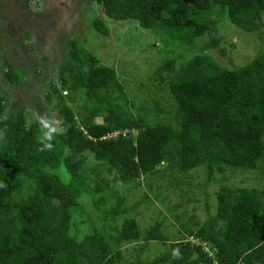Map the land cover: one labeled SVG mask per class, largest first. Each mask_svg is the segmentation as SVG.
I'll list each match as a JSON object with an SVG mask.
<instances>
[{
    "label": "trees",
    "instance_id": "16d2710c",
    "mask_svg": "<svg viewBox=\"0 0 264 264\" xmlns=\"http://www.w3.org/2000/svg\"><path fill=\"white\" fill-rule=\"evenodd\" d=\"M93 2L110 20H134L153 32L165 47L162 53L173 45L181 50L163 57L151 79L163 85L166 78L170 100H152L151 118L134 114L117 71L72 42L59 71L60 89L48 95L66 130L53 138V150L40 152L39 123L27 124L24 101L3 119L0 92V184L7 185L0 187V264H118L132 245L139 246L132 264H264V187L221 188L217 214L204 222L192 218L183 227L197 226L199 244L166 236L161 222L143 231L132 216L109 233L83 240L71 235L82 196L101 194L97 208L115 220L129 212L126 197L115 189V205L106 209L105 195L120 185L138 188L136 180L158 175L159 166L176 164L183 172L206 168L209 181L229 168L264 170V0ZM216 7L231 25L261 37L263 47L252 61L228 68L209 53H224L215 35L217 21L209 25L207 16ZM92 27L110 35L103 17ZM205 36L209 40L199 43ZM26 70L11 66L7 81L23 86ZM147 87L144 92L152 96L153 87ZM151 242H162L165 252L142 261Z\"/></svg>",
    "mask_w": 264,
    "mask_h": 264
},
{
    "label": "rangeland",
    "instance_id": "374dc122",
    "mask_svg": "<svg viewBox=\"0 0 264 264\" xmlns=\"http://www.w3.org/2000/svg\"><path fill=\"white\" fill-rule=\"evenodd\" d=\"M4 1L0 0V10L3 13H0V92L5 97L6 104L3 119L8 118L10 112L17 109L22 97L26 105L28 125L36 121V113L45 112L54 114L62 123L57 111H52L56 101L48 95L54 91V87L60 89L59 71L72 42H78L80 49L81 46L84 47L98 57L102 64L117 71L129 99L128 109L134 114L151 118L155 108L152 100H170L166 78L163 79V85L159 80L154 82L151 79L162 64L163 57L178 56L181 50L173 45L162 53L165 47L161 45L159 38L153 32L141 28L138 22L112 21L93 0H28V8L25 9L23 0H7L9 3H6V6ZM19 7L23 8V17L33 18V21L37 22V29L31 32L33 27L29 25L28 19L21 24L22 20L12 19V15L3 11L16 13ZM218 10L219 7H216L207 16L209 25L211 21H217L215 35L220 39V47L224 49V53L217 50L209 53L221 66H243L260 54L263 41L257 33H245L231 25L226 17L218 14ZM97 17L106 19L110 35L102 36L92 27L93 20ZM208 40L209 36H205L198 41L204 43ZM193 55L190 52L186 54L187 57ZM11 66L27 69L24 74L25 84L20 88L21 94L19 88L6 79ZM147 86L150 91L151 86L153 87L152 96H147L149 94L144 92ZM80 95L82 103L85 94L82 92ZM96 121L102 122L101 119ZM65 130L63 127V132ZM2 138L0 135V141ZM86 156L90 163L94 162L91 155ZM90 163L86 167L88 173L93 165ZM159 168L158 175L136 180L135 185L140 184L137 185L138 188L120 185L105 195L106 209L115 205L118 197L114 195L115 189L126 197L125 206L129 212L115 220L106 217L102 210L97 208L95 203L102 197L101 194L97 197L91 194L82 196L80 206L73 211L71 235L83 240L95 232L109 233L110 227H120L125 218L132 216L138 220L143 231L152 228L156 222H161L166 236H174L175 239L184 237L190 243L199 244L201 241L195 238L197 226H191L189 230L183 227L188 226L192 218L204 222L217 214V197L221 188L264 187V170L260 168H229L224 173H216L212 181H209L206 168L190 172L176 170V164ZM104 174L108 179L112 178V175L106 172ZM88 185L91 188L94 186L90 179ZM127 247L132 249V252L125 251L127 253L123 254V257L126 261L118 264H132L139 256L138 245L125 248ZM146 247L148 250L141 255L142 261L153 260L165 252L162 250V242H151Z\"/></svg>",
    "mask_w": 264,
    "mask_h": 264
},
{
    "label": "clouds",
    "instance_id": "9594fccd",
    "mask_svg": "<svg viewBox=\"0 0 264 264\" xmlns=\"http://www.w3.org/2000/svg\"><path fill=\"white\" fill-rule=\"evenodd\" d=\"M21 90V89H19ZM36 121L40 125L41 135L38 137V144L40 147L38 148V151H51L53 150V143L52 140L56 135H60L63 132V127L61 121L54 115L50 113H36L35 115ZM0 187H7V185L0 184ZM202 243V242H199ZM205 252L208 253V255L212 256V254L209 253L208 246L204 245ZM178 252H173V257L176 258L178 256ZM217 264V263H215Z\"/></svg>",
    "mask_w": 264,
    "mask_h": 264
},
{
    "label": "crops",
    "instance_id": "0c3cea01",
    "mask_svg": "<svg viewBox=\"0 0 264 264\" xmlns=\"http://www.w3.org/2000/svg\"><path fill=\"white\" fill-rule=\"evenodd\" d=\"M6 3H9L7 0H5L4 2H3V4L6 6V5H8V4H6ZM22 3V2H21ZM28 3V0H23V8L25 9L26 7V4ZM55 3V2H54ZM22 5V4H21ZM23 8H21V7H19L18 8V12H16V13H10V12H7V11H5V10H3L4 12H6L7 14H10V15H12L11 16V18L13 19V18H17V20H22L21 22L22 23H25V21L24 20H27L28 18L25 16V17H23L24 15L22 14V12H23ZM28 8V7H27ZM22 9V10H21ZM0 13H2L1 12V10H0ZM3 14V13H2ZM26 18V19H25ZM28 21H29V25L31 26L32 25V29L30 30L31 32L33 31V29H37L38 28V25H37V22H36V24H35V22L33 21V18H31V19H28ZM33 22V23H32ZM14 26V25H13Z\"/></svg>",
    "mask_w": 264,
    "mask_h": 264
},
{
    "label": "flooded vegetation",
    "instance_id": "af4514ba",
    "mask_svg": "<svg viewBox=\"0 0 264 264\" xmlns=\"http://www.w3.org/2000/svg\"><path fill=\"white\" fill-rule=\"evenodd\" d=\"M26 7V6H25ZM27 8V7H26ZM35 22V24H36V21H34ZM15 22H12V24H14ZM33 23V22H32ZM21 24H24V23H22L21 22ZM32 26V25H31ZM23 48V47H22ZM8 56V55H7ZM12 63V62H11ZM24 79H25V77H24ZM22 86H20L19 87V89L21 88ZM20 95V94H19ZM21 100H20V102H23L24 101V99L22 100V97L20 98Z\"/></svg>",
    "mask_w": 264,
    "mask_h": 264
},
{
    "label": "water",
    "instance_id": "95a60500",
    "mask_svg": "<svg viewBox=\"0 0 264 264\" xmlns=\"http://www.w3.org/2000/svg\"><path fill=\"white\" fill-rule=\"evenodd\" d=\"M19 93L21 94V93H22V91H21V90H19Z\"/></svg>",
    "mask_w": 264,
    "mask_h": 264
}]
</instances>
